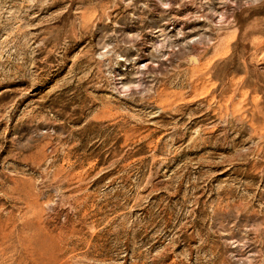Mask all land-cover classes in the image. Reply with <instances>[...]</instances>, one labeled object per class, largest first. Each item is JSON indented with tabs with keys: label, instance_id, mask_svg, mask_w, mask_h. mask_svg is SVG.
<instances>
[{
	"label": "rangeland",
	"instance_id": "obj_1",
	"mask_svg": "<svg viewBox=\"0 0 264 264\" xmlns=\"http://www.w3.org/2000/svg\"><path fill=\"white\" fill-rule=\"evenodd\" d=\"M0 264H264V0H0Z\"/></svg>",
	"mask_w": 264,
	"mask_h": 264
},
{
	"label": "bare ground",
	"instance_id": "obj_2",
	"mask_svg": "<svg viewBox=\"0 0 264 264\" xmlns=\"http://www.w3.org/2000/svg\"><path fill=\"white\" fill-rule=\"evenodd\" d=\"M166 5L168 3H165ZM183 22L182 18L173 15V17L170 18V21L162 24V26L168 27L171 26L172 30H175L177 27H179L180 31L177 33V36H181L180 40L184 47L191 48L193 51V47L196 44L201 43L202 39L199 37L197 40H193V34L195 31H191V33H186L189 36L182 33V28L184 24H181ZM224 22H226L225 18V12H224V6L216 7L215 9H205V8H192L191 13V24L198 25L202 24L207 26L208 30L206 29L204 31L205 34H209L211 30L220 28L222 26H225ZM227 25V24H226ZM159 32V31H158ZM161 33V31H160ZM187 36V37H186ZM190 38V39H189ZM189 40V41H187ZM205 41H209V38L206 37ZM102 59L105 58V54L99 55ZM140 59H137V63L134 68H132L133 71V77H128L123 74V72H126V70L119 69V64L122 63L123 67H126L127 65H130L129 60L126 56H120L117 61V67L112 70L111 76H110V84L108 92L112 95H116L118 97L122 96H130L132 92H137L139 90L144 91L145 94H152L151 88L143 87L144 82L142 80L144 79V75L147 72V64H140L141 60H143L144 54H140ZM190 62L193 65L198 64V60L192 56L190 58ZM152 83V82H151Z\"/></svg>",
	"mask_w": 264,
	"mask_h": 264
}]
</instances>
